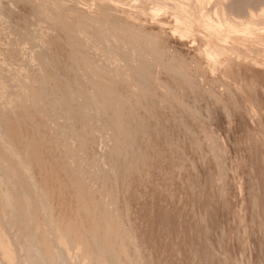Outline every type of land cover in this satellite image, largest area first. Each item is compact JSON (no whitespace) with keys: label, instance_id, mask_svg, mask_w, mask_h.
Returning <instances> with one entry per match:
<instances>
[{"label":"bare ground","instance_id":"1","mask_svg":"<svg viewBox=\"0 0 264 264\" xmlns=\"http://www.w3.org/2000/svg\"><path fill=\"white\" fill-rule=\"evenodd\" d=\"M190 263L264 264V0H0V264Z\"/></svg>","mask_w":264,"mask_h":264},{"label":"rangeland","instance_id":"2","mask_svg":"<svg viewBox=\"0 0 264 264\" xmlns=\"http://www.w3.org/2000/svg\"><path fill=\"white\" fill-rule=\"evenodd\" d=\"M174 41H175V42H174V47L171 46V47H170V50H171V51H174V52H178L179 50L182 49V47H180V46H181L180 41H178V40H174ZM175 46H177V47H176L177 49L175 48ZM178 46H179L181 49L178 48ZM173 48H174V49H173ZM172 49H173V50H172ZM175 49H176L177 51H176ZM175 54H176V53H175ZM177 55H178V54H177ZM182 57H183V56H182ZM187 58H188V57H187ZM183 59H184V58H183ZM185 59H186V58H185ZM185 59H184V60H185ZM180 60H181V59H180ZM184 60H182V61H184ZM186 60H187L188 62H187V61H184V63L187 62V64H189L188 66H189V67H192V66H191L192 61L190 62V59H189V58L186 59ZM66 61H67V60H66ZM193 64H194V63H193ZM193 64H192V65H193ZM61 72H62V71H60L59 74H60ZM160 72H161V71H160ZM162 72H165V70L163 71V69H162ZM162 72H161V73H162ZM164 74L166 75V73H162L161 76L164 75ZM165 75H164V76H165ZM198 78H200V77L198 76ZM200 79L202 80V82L200 81ZM200 79H198V80L200 81L199 83L202 85V84H203V79H202V78H200ZM150 80H151V79H150ZM148 82H149V81H148ZM150 82H152V81H150ZM150 82H149V83H150ZM196 83L199 84L198 81H197ZM196 83H195V85H196ZM221 89H222V88H221ZM221 89H220V88L218 89V90H220V93L224 91V90L221 91ZM185 90H186V92L188 93L189 90H187V89H185ZM187 93H185L184 95H186L187 97H188V95H189L190 97H193V96L190 95V93H188V94H187ZM224 93H225V92H224ZM222 94H223V93H222ZM223 96H225V95L223 94L222 97H223ZM190 97H189V98H190ZM198 97H199V99H198V101H196ZM198 97H197V98H196V97H193V99L190 98V99H192V100L195 99V100L193 101L194 104L192 103L191 100H189V98H188V101L185 100L186 97H185V98H184V97H181V100L185 101L184 103H185V104H188V105H190V104L192 103L193 105H196L197 108H199V106H200V109L202 110V112H200V114H199L200 117H201V118L199 117V119H200V124H203V125H201L202 127L204 126L203 128H205V126H206V128L208 127L207 129L205 128V131H206V132L208 131L209 133H211L210 136H211V137H212V136L214 137V139H213V138H212V139L215 140V142H214V141H213V142L216 143V146L218 145V150H215V152L217 151V152H216V153H217V156H219L220 158L223 157L222 153H224L223 150H222V148H223V147L225 148L226 146L229 148V145H228V143H227V140H229L230 138H232V136H231L232 133H231L230 131H238V132L236 133V134H237L236 136H239V135L241 136V135H242L241 131H243V130H244V131H249L250 128L253 129L254 131H259V130H255V129L257 128V127H256L257 124H255V122H257V121H255L254 119H253V121H251L250 119H248V120L246 119V120H245V123H246L245 125H246V126L243 124V125H244V128H242V129H238V130H234V128H235V129H237V128H236V127H233V125H236V126H237V125H239L240 122L243 121V120H241V118L238 117V116H236V117H238V118H235V117H234V118H233V117L230 118L232 115L235 116L234 111L232 110L233 108H231V105H228L229 108L227 107V108L225 109V108H223L222 105H221V104H223V105L226 107L227 104L225 105V101H224V100H223L224 103H222L223 101L220 102V101H217L216 99L211 98V97H207V98H205L204 95H202L201 97H200V95H198ZM203 97H204V98H203ZM173 99H174V98H173ZM210 99H211V100H212V99L215 100V103H214L213 100L211 101ZM174 100H175V102H177L176 99H174ZM183 101H182V102H183ZM186 101L189 102V103H187ZM195 101H196V103H195ZM199 101H200V102H199ZM210 102H211V103H210ZM212 102H213V103H212ZM173 103H174V102H173ZM184 103H183V104H184ZM200 103H201L202 106H203L202 108H201V104H200ZM203 103H204V104H203ZM207 103H209V104H211V105H207ZM205 104H206V105H205ZM212 104L214 105V108H213V105H212ZM254 104H255V103H254ZM197 105H198V106H197ZM251 105L253 106V104H251ZM256 105H258V106H256ZM252 106H250V109H253V108L255 107V109H256L257 111H255V110H253V111H254V113L258 114V113L260 112V110L258 111V109H259V104H258V103L255 104V106H254L253 108H252ZM205 107H206V108H205ZM210 107H211V109H207V108H210ZM204 108H205V109H204ZM257 108H258V109H257ZM213 109H214V110H213ZM217 109H218V110H217ZM224 109H225V110H224ZM228 109H230V110H228ZM204 110H205V111H204ZM216 110H217V111H216ZM223 110H224V111H223ZM226 110H227V111H226ZM231 110H232L233 112H232ZM212 111H213V112H212ZM215 111H216V112H215ZM229 111H230V112H229ZM206 112H207V113H206ZM208 112H209V113H208ZM214 112H215V113H214ZM220 112H221V114H223V115H221ZM226 112H227V113H226ZM170 113L172 114L171 111H170ZM204 113H205V114H204ZM216 113H217V114H216ZM232 113H233V114H232ZM203 114H204V115H203ZM212 114H216V115H212ZM227 114H229V115L227 116ZM169 115H170V114H169ZM206 115H207V116H206ZM171 116H172V115H171ZM210 116H212V117H210ZM217 116H218V118H217ZM229 116H230V117H229ZM173 117H174V116H173ZM202 117H204L202 122H204V121L206 120L207 123H206V122H204V123L201 122ZM213 117H214V118H213ZM256 117H257V119H260L259 116H256ZM216 118H217V120H216ZM226 118H227V119H226ZM229 118H230V119H229ZM239 118H240V119H239ZM168 119H172V120H173L174 118L168 117ZM168 119H164L163 121H165V120L167 121ZM204 119H205V120H204ZM231 119H232L234 122H236V123L233 124V123H232L233 121H231ZM234 119H235V120H234ZM237 119H238V120H237ZM209 120H210L211 122H210ZM218 120H219V121H218ZM249 120H250L251 122H249ZM169 121H171V120H168V121H167V125H168V126H170V125L168 124ZM212 121H213V123H212ZM220 121H221V122H220ZM226 121H228V122H226ZM230 121H231V122H230ZM238 121H240V122H238ZM174 122H175V121L173 120V123H174ZM179 122H180V121H178V123H179ZM214 122H215V123H214ZM237 122H238V123H237ZM171 123H172V122H171ZM173 123H172V128L175 126V125L173 126ZM182 123H183V122H181V123H179V124L182 125ZM209 123H210L211 125H213V124L215 125V124H216V127H214V125L211 126ZM227 123H228V124H227ZM231 123H232V127H233V128H232L231 126H229V124H231ZM252 123H254V125H255L254 128H253L254 125H252ZM174 124H176V123H174ZM206 124H207V125L209 124L210 126H209V125L207 126ZM223 124H224V125L227 124V125L224 126ZM167 125H166V127H167ZM177 125H178V124H177ZM183 125H184V123H183ZM217 125H218V126H217ZM186 126H187V125H185L184 128L181 126V127L183 128V130H181V129H179V128H180V125H178V126H176V128L178 127V129H176V131H174V132H172V131H173L175 128H174L173 130H171L172 128L169 129V130H167V129L170 128V127H168L167 129H166V127H165V129H166L165 131L169 132V131L171 130L172 134H174V133L177 134L178 138H176V139L173 138L172 140L175 139V142H176L177 140H179V141L176 142V143H178V142H180L179 135L182 134V136H183V135H184V131L187 130V129H185ZM227 126H228V128H226ZM210 127H212V129H210ZM229 127L232 128V129H229ZM215 128H216L217 130H215ZM219 128H220V129H219ZM247 128H249V129H247ZM213 129H214V131H213ZM251 129H250V130H251ZM240 130H241V131H240ZM212 131L215 132V133H212ZM171 132H169V133L171 134ZM181 132H182V133H181ZM239 132H240V133H239ZM167 134H168V133H167ZM170 134H168V135L170 136ZM218 134H219V135H218ZM216 135H218V136H216ZM232 135H233V134H232ZM171 136H172V135H171ZM171 136H170V137H171ZM174 136L176 137V135H173V137H174ZM182 136H181V137H182ZM215 136H216V137H215ZM242 136H243V135H242ZM225 137H226V138H225ZM171 138H172V137H171ZM183 138H184V137H182V140H184ZM215 138H216L217 140H216ZM182 140H181V141H182ZM218 140H219V141H218ZM221 140H222L224 143H226L225 146H222V145H221V142H222ZM223 142H222V144L224 145ZM228 142H229V141H228ZM178 144H179V143H178ZM178 144H177V145H178ZM220 147H221V148H220ZM227 147H226V148H227ZM224 148H223V149H224ZM228 148H227V150H228ZM219 149L222 150V152H220ZM224 150H226V149H224ZM226 153H227V152H226ZM226 153H225V154H226ZM219 154H220V155H219ZM227 154H228V153H227ZM186 165H188V163H187ZM190 168H191V167H190ZM190 168H189V166H188L187 169H190ZM190 170H191V169H190ZM177 194H178V196H179V195L181 196L180 191H179ZM190 205H191V204H189V206H190ZM189 206H187V207H189ZM191 207L194 208V209H192ZM191 209H192V210H191ZM195 209H196V207H194L193 205H191V206H190V209H188V210L193 211V213H194V210H195ZM196 210H197V209H196ZM195 212L197 213V211H195ZM193 213H192V214H193ZM192 214H191V215H192ZM188 215H189V214H188ZM191 215H189V216H191ZM193 215H194V214H193ZM189 216H188V217H189ZM194 216H195V215H194ZM194 216H192V217H194ZM186 217H187V216H186ZM188 217H187V218H188ZM192 217H190L189 220L192 221V220H193ZM196 217H197V216H196ZM195 219H196V218L194 217V220H195ZM187 220H188V219H187ZM191 221H190V222H191ZM191 230H193V231H192V232H187V234L190 233L189 235H191V234L193 233V235H194V234H195L194 229L191 228ZM191 230H190V228L188 229V231H191ZM214 235H215V234H214ZM214 235H212V237H214ZM214 238H215V237H214ZM197 242H198V241H197ZM194 243H196V241H195ZM197 244H198V243H197ZM190 246H191V245H190ZM190 246L188 245L187 247L189 248ZM193 247H194V245L191 246L189 249H190V250L193 249L192 251H195V250L198 248V245H196L194 248H193ZM137 262H138V260H137ZM122 263H123V262H122ZM190 264H192V263H190Z\"/></svg>","mask_w":264,"mask_h":264}]
</instances>
